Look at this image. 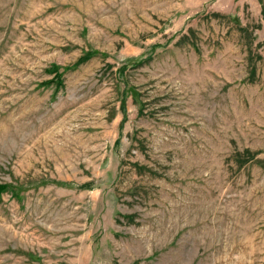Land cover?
I'll use <instances>...</instances> for the list:
<instances>
[{
  "label": "rangeland",
  "instance_id": "rangeland-1",
  "mask_svg": "<svg viewBox=\"0 0 264 264\" xmlns=\"http://www.w3.org/2000/svg\"><path fill=\"white\" fill-rule=\"evenodd\" d=\"M0 264H264V0H0Z\"/></svg>",
  "mask_w": 264,
  "mask_h": 264
}]
</instances>
